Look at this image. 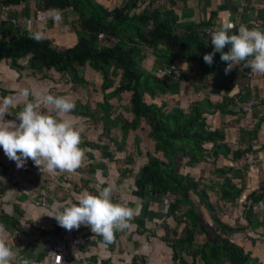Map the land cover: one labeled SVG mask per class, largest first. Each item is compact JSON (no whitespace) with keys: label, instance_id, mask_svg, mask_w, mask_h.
<instances>
[{"label":"trees","instance_id":"16d2710c","mask_svg":"<svg viewBox=\"0 0 264 264\" xmlns=\"http://www.w3.org/2000/svg\"><path fill=\"white\" fill-rule=\"evenodd\" d=\"M24 3L25 16L30 18L37 17V11L46 12L51 22L57 16L75 15L76 20L72 24L78 42L74 47L62 50L39 29H23L18 26L21 23L1 21L0 62L8 60L12 69L19 70L17 60L31 56L28 67L34 73L45 77L58 73L68 79L66 83L71 86V92H88L92 82L80 71L90 68L102 79L100 86L97 83L96 86L103 96V101L97 106L103 114V122L108 127L119 126L124 133L138 129L142 123L150 128L149 136L155 142L154 153L161 157L151 152L147 154L148 162L137 180L138 195L174 196L167 215H172L178 225H184L178 238L167 241L173 249L174 264H259L258 259L233 241L232 237L242 230L221 221L222 206L208 202L205 192L206 188H216L222 202L237 203L242 199L249 164L244 163L239 170L214 167L206 183L182 173L184 166L195 168L206 157H210L213 164L219 155L239 162L254 153L253 145L233 151L225 142L224 130L234 127L233 122L226 121L236 116L234 107L240 113L257 115L264 98H251L250 92L229 96L231 77L242 75L248 78V74L252 75L250 69L238 66L226 75L224 69L227 65L220 60V53H215L211 66L204 63L203 56L213 51L209 31L214 27L215 14L211 13L206 21H183V18L191 16L186 0H126L114 9L105 7L98 0H0V9L2 13L5 9L8 19H16L12 16L14 8L23 7ZM34 3L37 11L32 8ZM181 10L183 13L179 15ZM238 28L235 24L230 34H235ZM149 53L155 56L154 59L149 57ZM190 55L189 67L175 73L176 62L188 59ZM148 58L153 61L150 70L143 67ZM156 72L174 75L158 77ZM191 75L194 83L189 80ZM207 80L224 92L219 103H211L207 98L189 103V99L179 97L183 84L192 83L196 93L200 89L197 85ZM125 94L131 97L133 120L125 121L121 115L112 120L111 102L122 100ZM252 99L262 101L252 113H247L242 106ZM74 104L73 115L88 117L92 121L100 115L89 104L79 101ZM219 116L223 118L221 126L214 129L213 122ZM259 118L261 121L259 119V125L253 131L243 132L252 142L258 140L264 121L263 117ZM110 130L106 128L104 133L109 136ZM205 144H212L209 153L204 148ZM214 151L215 156L211 155ZM217 177L223 179L221 183H214L213 179ZM234 179H240L243 187L238 188ZM194 197H198L199 204L193 201ZM263 198L264 180L246 199L243 212L246 221H255L251 218L254 207ZM198 206L204 207L210 223H206ZM198 232L204 236L202 244L196 242ZM185 254L192 258L191 262L185 259Z\"/></svg>","mask_w":264,"mask_h":264},{"label":"crops","instance_id":"0c3cea01","mask_svg":"<svg viewBox=\"0 0 264 264\" xmlns=\"http://www.w3.org/2000/svg\"><path fill=\"white\" fill-rule=\"evenodd\" d=\"M98 2L109 9H114L123 5L126 0H98ZM186 5L191 11V16L183 18V21H206L211 13L215 14L212 21L214 27L209 31L210 35L225 23L234 26L243 24L250 29L264 31V0H186ZM22 8H14L12 16L16 19H24L26 16ZM178 13L182 15L183 11ZM69 15L67 19L76 20L75 15ZM64 17L66 16L56 18L51 22L52 26L44 23L40 24L39 28L34 24L32 28L41 30L42 34L51 38L58 48L62 50L72 48L77 44L78 37L73 24L63 22ZM191 57L192 55L188 59L178 60L182 67L175 73L187 69V66L183 65L187 63L189 67ZM30 59L31 56H27L17 60L19 70L12 69L8 60L0 62V88L3 90H0V102L5 97L13 100L8 110L9 115L4 117L5 121L15 120L18 124L16 116L23 110L25 104L28 101L36 102L43 95L63 96L73 103L76 102L75 96L70 94L71 91L56 90L58 84L70 86L66 83L68 79L59 75L63 80L59 83L50 78L55 73H50L46 77L44 74L34 73L28 67ZM87 70L80 72L95 87H97L96 83L100 86L101 77L90 68ZM182 86L179 97L189 99V103H197L204 98L209 99L211 103H219L224 95V92L213 85L211 80L197 85L200 89L196 93L191 84L185 83ZM228 86L231 87L229 96L246 95L250 92L251 98H264V74L252 73L250 76L248 74V78L233 75ZM23 90L29 92L27 98L21 96ZM118 109L121 111L119 115L125 113L123 108H113L112 120L119 116L118 112L116 113ZM38 110L42 114L55 115L50 108L43 105H40ZM92 110H98L100 116L103 115L100 109L92 107ZM234 112L235 117L226 119L227 122H233L234 127L224 130L225 142L233 151L253 145L254 153L248 154L239 162L228 159L231 157L225 158L219 155L213 164L212 159L206 157V160L198 163L195 168L184 166L182 173L190 174L206 183L214 167L239 170L244 163H248L250 168L245 175L242 194L246 203L247 197L256 191L264 180V121L257 141L252 142L248 136L243 135V132L253 131L259 125V117L264 118V102L262 107L257 109V115L240 113L235 107ZM70 115L77 127L83 126L80 147L85 153L81 167L73 173H48L43 167L40 170L35 167L30 159L23 168L17 169L15 162L9 160L0 148V178H3L0 179V226L3 228V231H0V239L4 240L14 254L10 264H25L43 259L46 250L55 246L61 239L60 226L51 216L62 211V206L78 203V196L81 193L87 191L92 195H98L101 189L108 186L113 187L112 202L134 209V217L129 222L128 228L115 232V239L111 244L103 242L102 237L93 234L87 227L82 233L84 245L73 252L76 264H174L173 249L167 241L178 238L184 229V225L176 224L172 215H167L174 196L172 194L159 197L138 195L137 180L148 162L147 154L149 152L154 154L155 149V142L149 136L150 128L146 124L148 128H145L142 123L138 129L124 133L119 126L108 127L106 123L99 124L98 118L97 125L91 126L93 121H90V118L79 117L72 113ZM124 119L131 122L125 116ZM222 120L223 118L219 116L213 122V128L219 129ZM106 128L111 129L109 136L104 133ZM143 146L148 149L143 151ZM204 148L209 153L212 144H205ZM211 155L215 156L216 151ZM222 180L220 177L213 179L214 183H221ZM233 182L238 188L243 187L240 179H234ZM205 192L208 194V202L213 205L220 203L222 206L221 221L242 230L232 237L233 241L253 258L258 259L259 264H264V221H262L264 198L254 207L251 218L255 221H244L239 225V221L243 220L244 206L239 205L242 199L235 204H229L220 200V192L216 188L212 190L206 188ZM43 198L48 200L50 207L36 204ZM193 201L199 204L198 197H194ZM198 209L205 219L207 216L206 223H210L208 214L205 216L204 207L198 206ZM227 217L231 220L226 221ZM69 236L71 237L70 234Z\"/></svg>","mask_w":264,"mask_h":264},{"label":"clouds","instance_id":"9594fccd","mask_svg":"<svg viewBox=\"0 0 264 264\" xmlns=\"http://www.w3.org/2000/svg\"><path fill=\"white\" fill-rule=\"evenodd\" d=\"M233 27L225 23L211 33L213 51L203 56L204 63L211 66L215 53H220V60L227 65L226 75L238 66L264 74V31L242 24L235 34H230ZM183 66L188 68L187 63ZM28 95L27 90L21 92L25 98ZM12 104L13 100L7 97L0 102V148L15 162L17 169L23 168L29 159L39 170L43 167L48 173H73L81 167L85 159L80 147L83 126L77 127L71 118L75 109L71 100L43 95L36 102L28 101L16 116L18 124L15 120L4 119ZM40 105L50 108L55 115L42 114L38 110ZM112 192V186L101 189L98 195L85 191L78 196V203L62 206V211L51 217L66 230L82 225L89 227L93 234L102 237L103 242L111 244L115 232L128 228L134 217V209L112 202ZM0 231H3L2 226ZM13 255L0 239V264H10Z\"/></svg>","mask_w":264,"mask_h":264},{"label":"rangeland","instance_id":"374dc122","mask_svg":"<svg viewBox=\"0 0 264 264\" xmlns=\"http://www.w3.org/2000/svg\"><path fill=\"white\" fill-rule=\"evenodd\" d=\"M21 6H23L24 8H22V11H23V13H24V15H25V10H26V6H25V3L24 4H22ZM34 10H36L35 8H37V5H36V3H34V5H33V7H32ZM37 11V10H36ZM41 11H37V16H39V13H40ZM24 15L22 16V17H24ZM1 16H2V11H1V9H0V22L1 21H4L2 18H1ZM70 16V15H69ZM71 16H72V14H71ZM40 17L41 18H38L39 20H47L50 16L49 15H46V17L44 18V15L43 14H40ZM25 19H27L28 21H30V20H33V18H30V17H24V19H19V20H25ZM66 20V23L67 24H70V23H73V21L74 20H72L71 18L70 19H67V17H64V21ZM50 21V19L48 20V21H45V22H39L38 24H35L36 25V27H40L39 25L40 24H44V23H48ZM51 22V21H50ZM50 22L48 23L49 25H50ZM201 37V36H200ZM149 55V57H151V58H153L154 59V55L152 54V53H149L148 54ZM152 65H153V61L152 60H149V61H147V62H144L143 63V67L145 68V69H147V70H150L151 68H152ZM182 66H180L179 65V62H177L176 63V68L177 69H180ZM195 69V68H194ZM195 71V70H194ZM83 72V71H82ZM174 72H175V70H174ZM158 77H159V75L160 76H162L163 77V74L161 73V72H156L155 73ZM166 74H168V75H171V73H164V76L166 75ZM173 75H174V73H173ZM54 77H58L59 79L58 80H56ZM51 79H53L54 81H58L59 83L60 82H62L63 80H61L60 79V76H59V74L58 73H55L53 76H51L50 77ZM189 80H191V82L192 83H194V76L193 75H191L190 76V78H189ZM192 83H191V85H192ZM59 86V87H58ZM58 86H57V89L56 90H61V92H63V91H66V92H68V91H70V86H65V85H62V84H58ZM115 86H117V85H115ZM97 89V91H94V90H96ZM0 90L1 91H3L1 88H0ZM88 92H85V91H82V92H79V91H77V92H74V91H72V92H70V94L71 95H74L75 97H74V100L76 101V102H80L81 104H89V105H91V107H93V108H97V106H98V104H101V102L103 101V96H102V93H101V91L98 89V87H95L94 85H93V83H91L90 84V86L88 87ZM5 92V91H4ZM5 93H7V92H5ZM148 104H150V102L148 103ZM111 105L113 106V108H123V110H125V113L124 114H122V118L125 116V118H128V120H133V116H131L130 115V113H128V111H130V110H132V106H131V97H130V95H128V94H125L124 95V97L122 98V100H113L112 102H111ZM189 105V104H188ZM98 109V108H97ZM120 109H118L117 111H116V113L118 112V115L121 113V111H119ZM127 112V113H126ZM116 113L114 114L115 116H116ZM102 116H98V119L100 120L99 121V124L100 123H104L103 122V119L101 118ZM93 119H90V121H92ZM126 121V120H125ZM89 123V122H88ZM97 121H93V123H91L90 125L91 126H96L97 124ZM144 127L145 128H148L145 124H144ZM143 151H146V149H148V147H145V146H143ZM154 152H155V150H153ZM155 154V153H154ZM156 156H159V157H161V155L160 154H155ZM244 204H245V200L242 198V200H240V202H239V205H242V206H244ZM245 209V208H244ZM244 209H243V212H244ZM242 212V213H243ZM207 214H205V216H206ZM205 218V217H204ZM206 219H208L207 218V216H206ZM205 219V221H207ZM227 220H231V218H229V217H227V219H226V221ZM210 221V220H209ZM244 221H246L245 220V218H243V220L242 221H239V225L240 224H242V223H244ZM176 224H177V222H176ZM178 225V224H177ZM183 226V225H182ZM203 241H204V236L201 234V232H198L197 234H196V242L198 243V244H202L203 243ZM184 257H185V259L188 261V262H191L192 261V258L189 256V255H187V254H185L184 255ZM199 264H201V263H199Z\"/></svg>","mask_w":264,"mask_h":264},{"label":"built area","instance_id":"2783aa9c","mask_svg":"<svg viewBox=\"0 0 264 264\" xmlns=\"http://www.w3.org/2000/svg\"><path fill=\"white\" fill-rule=\"evenodd\" d=\"M3 11L4 12L2 13L1 18L4 21L10 20L12 24H16V25L21 23L18 26H21L23 29L26 28L31 29L34 24H38L39 22H45L49 20V18L47 20L38 19L41 18L40 14H43L44 18L46 17V15H48L44 11L40 12L39 16L33 18V20L30 21H28L27 19L23 21L19 19H8L6 16L5 9ZM161 73L164 76L165 72H161ZM262 99H252L247 104H244L242 106L244 108V111L247 113H252L254 109L260 105ZM36 204L42 205L43 207H50V203L45 198L39 200ZM86 228L87 227L83 225L78 229H73V230H66L60 227L61 239L58 241V243L55 246H52L48 250H46L45 257L43 259L33 260L28 262L27 264H76L73 252L84 245V239L82 233L85 231ZM69 234L71 235V237L69 236Z\"/></svg>","mask_w":264,"mask_h":264}]
</instances>
